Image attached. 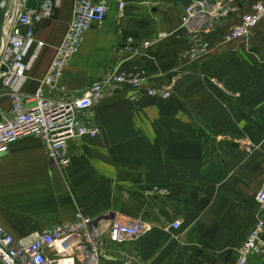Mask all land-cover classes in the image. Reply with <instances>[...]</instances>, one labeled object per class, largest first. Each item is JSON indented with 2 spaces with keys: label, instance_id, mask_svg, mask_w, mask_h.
<instances>
[{
  "label": "crops",
  "instance_id": "obj_1",
  "mask_svg": "<svg viewBox=\"0 0 264 264\" xmlns=\"http://www.w3.org/2000/svg\"><path fill=\"white\" fill-rule=\"evenodd\" d=\"M256 1L109 0L102 24L88 30L64 71L65 94H80L110 66L131 72L138 65L146 85L168 88L170 96L141 92L132 102L128 88L106 87L88 113L98 135L69 140L65 168L49 161L38 138L13 143L0 158V225L20 240L81 210L104 228L113 220L145 228L137 239L106 241L101 264H237L261 215L254 196L264 176V19L248 41L225 43L223 35ZM72 2L58 0L51 17L35 25L43 47L22 93H33L46 73ZM188 6L191 17L182 24ZM194 33L208 47L190 58ZM126 36L153 45L129 59ZM1 93L7 111L9 95ZM247 264H264V257Z\"/></svg>",
  "mask_w": 264,
  "mask_h": 264
},
{
  "label": "built area",
  "instance_id": "obj_2",
  "mask_svg": "<svg viewBox=\"0 0 264 264\" xmlns=\"http://www.w3.org/2000/svg\"><path fill=\"white\" fill-rule=\"evenodd\" d=\"M57 2L41 0L34 9L20 6L16 0L5 10V5L0 6V68H6V71L0 70V97L1 88H4L10 99L7 111L0 106V158L19 139L35 137L44 144L49 161L65 168L70 163L67 142L85 135H98L99 126L90 122L88 113L103 97L106 87L128 88L133 93L130 97L132 102L138 101L141 92L167 99L170 91L168 88L159 91L146 85L147 73L138 65L131 72L120 70L116 65L105 69L101 78L90 83L80 94L66 95L61 78L69 61L79 51L88 30L101 25L109 11V0H73L72 18L55 48L46 73L33 93H22L19 89L25 82L28 66L38 58L43 47V42L36 39L35 25L51 17ZM123 6L119 1L118 9ZM191 8L184 9L182 24H187L191 17ZM263 19L264 0H258L223 35V42L248 41ZM152 45L149 41L136 43L132 36H126L123 51L130 59ZM207 47L208 43L194 33L188 56L196 58ZM210 81L217 84L213 78ZM234 95L239 96L238 93ZM254 200L261 209V215L238 248L237 264H247L251 256L264 257V176ZM172 226L178 228L179 223ZM144 231L140 221L124 223L113 220L104 228L81 210H77L69 221L20 240H15L0 225V264H101L106 241L134 240Z\"/></svg>",
  "mask_w": 264,
  "mask_h": 264
},
{
  "label": "water",
  "instance_id": "obj_3",
  "mask_svg": "<svg viewBox=\"0 0 264 264\" xmlns=\"http://www.w3.org/2000/svg\"><path fill=\"white\" fill-rule=\"evenodd\" d=\"M36 7V3L32 0H26V8H31L34 9ZM1 71H6V68L2 66L0 68ZM0 86H1V81H0Z\"/></svg>",
  "mask_w": 264,
  "mask_h": 264
},
{
  "label": "rangeland",
  "instance_id": "obj_4",
  "mask_svg": "<svg viewBox=\"0 0 264 264\" xmlns=\"http://www.w3.org/2000/svg\"><path fill=\"white\" fill-rule=\"evenodd\" d=\"M189 48V47H188Z\"/></svg>",
  "mask_w": 264,
  "mask_h": 264
}]
</instances>
